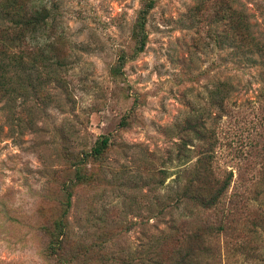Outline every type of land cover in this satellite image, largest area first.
Instances as JSON below:
<instances>
[{
	"label": "rangeland",
	"instance_id": "374dc122",
	"mask_svg": "<svg viewBox=\"0 0 264 264\" xmlns=\"http://www.w3.org/2000/svg\"><path fill=\"white\" fill-rule=\"evenodd\" d=\"M34 4L58 25L61 35L46 51L58 63L39 64L38 78L28 64L37 53L28 49L6 74L17 92L0 95V264H58L45 251V228L58 219L68 264H150L157 241L164 264L186 250L202 264L264 259V58L233 56L225 39L230 0ZM233 7L264 42V0ZM187 120L205 123V139L186 129ZM101 136L109 138L103 153L83 161ZM209 153L206 188L232 174L225 203L217 211L186 208L181 189ZM78 168L85 180L74 179ZM230 195L243 199L230 203Z\"/></svg>",
	"mask_w": 264,
	"mask_h": 264
},
{
	"label": "trees",
	"instance_id": "16d2710c",
	"mask_svg": "<svg viewBox=\"0 0 264 264\" xmlns=\"http://www.w3.org/2000/svg\"><path fill=\"white\" fill-rule=\"evenodd\" d=\"M35 0H0V19L11 21V25H2L0 23V95L5 96L7 94H15L17 92V86L13 88L8 84L7 81V71L10 68L12 62L16 61L22 62L25 53L28 49L37 53V56L31 57L28 64L34 67V70L38 72V78H41V72L39 71V64L43 67H52L58 62H53V57L47 54L46 51L53 48L56 39H59L60 33H57L55 22L51 19L52 12L45 5L36 6L34 4ZM235 0H230L231 5L228 7L227 21L229 25V35L225 37L226 41L232 47V53L235 57L244 56V54L254 55L258 54L264 58V42L257 40L252 34L250 22L247 14L238 8L233 7ZM150 3L148 7H151ZM227 9V8H226ZM147 10L143 11L141 22L138 26L137 36L139 41L136 40L137 51H142L145 45L146 36L144 35V15ZM50 19L53 23L50 22ZM17 50V51H16ZM38 53L42 56H38ZM261 81L263 89L261 92V97L264 98V62H263V72L261 75ZM37 84L41 85L39 81ZM18 85H20L18 83ZM224 84H219L217 86L216 95H221L223 92L222 87ZM186 129L191 131L196 139H205V123H193L191 121H186ZM108 136H101L98 138L91 148V152L83 156V161L87 158H92L97 160L98 157L103 153L106 146L108 145ZM187 142L182 143L181 149L185 148ZM182 152V150H181ZM210 152V151H208ZM213 153V152H212ZM204 160H200L199 169H197L192 175L193 178H188L184 183L181 193L178 197L180 204H183L186 208H200L202 210H213L217 211L221 207L224 201V197L229 190L232 181V174L229 173L227 177L222 180H216L214 188H206V183L202 181L205 175H214L212 168V155L207 154ZM75 180L81 181L85 180V174L80 171V168L76 171ZM196 179V180H195ZM238 196V195H237ZM236 195H230V198H234L232 202H240L242 199H235ZM246 199V198H244ZM71 193L67 192L65 197V208L62 213V217L67 214L68 208L70 207ZM231 209V207H230ZM222 212V211H221ZM222 212L224 218L227 214ZM61 217V218H62ZM264 224V215L261 217ZM47 229L49 235V244L45 249L46 255L49 259H55L58 264H68L65 257H61L59 251H64L63 249V238L68 235L65 231L64 222L62 219H58L52 223ZM197 236V234H195ZM63 236L62 239L60 237ZM165 234L160 235L159 238L165 239ZM158 236L152 235L150 240L155 242ZM158 242V241H157ZM157 242L153 246L155 254L148 258L150 264H164L161 260H157ZM62 245V246H61ZM63 250V251H62ZM205 253H209V247L206 246L204 249ZM186 251H181V254L177 256L174 260H171L167 264H202L203 260L201 256L197 253H192ZM261 262V263H259ZM259 262L255 264H264V259H260Z\"/></svg>",
	"mask_w": 264,
	"mask_h": 264
}]
</instances>
